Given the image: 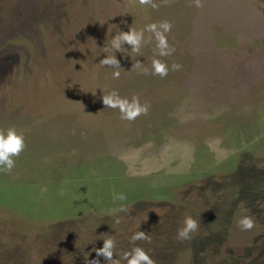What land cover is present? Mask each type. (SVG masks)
Masks as SVG:
<instances>
[{"label":"rangeland","instance_id":"1","mask_svg":"<svg viewBox=\"0 0 264 264\" xmlns=\"http://www.w3.org/2000/svg\"><path fill=\"white\" fill-rule=\"evenodd\" d=\"M155 2L0 0V130L26 144L0 172V264H106L110 237L113 258L139 246L155 264H264V0ZM165 20L172 55L145 31L140 54L114 53L119 78L100 63L120 31ZM112 90L148 113L122 120L102 103ZM187 216L200 228L180 241Z\"/></svg>","mask_w":264,"mask_h":264},{"label":"clouds","instance_id":"2","mask_svg":"<svg viewBox=\"0 0 264 264\" xmlns=\"http://www.w3.org/2000/svg\"><path fill=\"white\" fill-rule=\"evenodd\" d=\"M141 5H145L152 9L158 7L155 0H139ZM196 6L199 7V0H196ZM173 25L170 21H162L159 24L150 23L146 28L142 29H129L127 32L120 31L118 35L114 36L110 41L111 49L114 50L111 55L104 56L100 60L102 65L114 68L112 75L114 78L120 77L119 61L116 59L114 53L120 52L121 43L126 42L132 45L131 51L137 54L141 53V39L144 38V32L148 31L153 33L155 39L156 55L160 57L170 56L175 52V48L170 46L165 33L171 31ZM146 43V41H145ZM105 51H109L105 48ZM137 67L142 68L141 63L137 62ZM152 73L161 78L168 75L169 66L162 62L160 59L153 58L151 61ZM182 68L180 63H173L171 65L172 71H179ZM147 72V69H143ZM102 103L105 107L111 109H118L120 118L122 120L134 121L140 115H146L149 110L147 103L141 104L137 97H133L131 101L127 98H122L119 93L112 90L101 97ZM25 137L22 133H18L14 126L7 129L0 130V172L10 173L15 167L16 161L13 157H18L25 149ZM115 199L124 201L127 199L124 193L116 195ZM120 211L124 208L121 205ZM113 211H116L114 209ZM117 222H119L117 220ZM238 226L241 230H251L254 227V219L251 215H244L238 220ZM200 228V222L192 216L185 217L183 226L177 230V239L180 241L191 240ZM138 240H150V237L144 231H136L130 237V241L135 243ZM117 250V242L111 237L103 240L102 247L96 249V256H102L106 264H121V260L126 261V264H155L151 255L139 246L133 247L130 251L125 252L123 256L113 258ZM89 264H100V261L93 258Z\"/></svg>","mask_w":264,"mask_h":264}]
</instances>
